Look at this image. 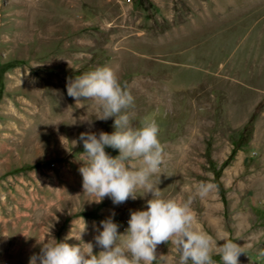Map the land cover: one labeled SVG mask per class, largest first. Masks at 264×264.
I'll use <instances>...</instances> for the list:
<instances>
[{"label":"rangeland","instance_id":"rangeland-1","mask_svg":"<svg viewBox=\"0 0 264 264\" xmlns=\"http://www.w3.org/2000/svg\"><path fill=\"white\" fill-rule=\"evenodd\" d=\"M103 66L134 98L132 125L160 126V197L187 200L218 174L225 204L216 185L197 196L195 227L240 245L239 264H264V0H0V264H29L56 241L98 254L102 220L124 234L146 210L142 188L119 205L83 193L80 134L112 133L114 118L66 85ZM156 255L179 264L171 243Z\"/></svg>","mask_w":264,"mask_h":264},{"label":"clouds","instance_id":"clouds-1","mask_svg":"<svg viewBox=\"0 0 264 264\" xmlns=\"http://www.w3.org/2000/svg\"><path fill=\"white\" fill-rule=\"evenodd\" d=\"M67 95L80 101L94 100L102 110L100 120L114 118V131L83 132L85 154L82 175L83 193L95 196L93 202L100 203L105 197L113 204L135 200V192L142 188L151 194L146 210L132 211L128 228L124 234L118 232L119 225L111 217L102 220V230L97 228L95 244L102 250L93 253V244L87 247L70 245L67 242L43 243L40 254L33 255L29 264H153L157 259V246L171 243L177 250L179 264H216L213 252L220 255L222 264H239L242 247L231 239L222 244L202 229L195 227L196 213L191 207L198 196L204 199L215 185L200 182L195 195L187 200L160 197L159 188L151 177L160 171L164 163V146L160 142V126L154 117H145L140 127H134L130 115L125 111L133 104V96L119 82L116 72L108 67H98L86 74L70 79L66 85ZM118 150V155H109L105 148ZM255 155V153H252ZM140 159L137 169L129 167V161ZM84 221V219H83ZM84 227L79 238L85 233ZM71 238V237H69ZM54 240V239H53ZM55 241V240H54ZM259 255L264 257V249Z\"/></svg>","mask_w":264,"mask_h":264},{"label":"trees","instance_id":"trees-1","mask_svg":"<svg viewBox=\"0 0 264 264\" xmlns=\"http://www.w3.org/2000/svg\"><path fill=\"white\" fill-rule=\"evenodd\" d=\"M233 153H234V151H232L230 153V155L227 158V161L232 157ZM225 163H226V161H224L221 166H223ZM214 183L217 186V188L219 189V191L221 193V199H222L223 203L225 204V198H224V195L222 193V188H221V184H220L219 179H218V174H216V176L214 177Z\"/></svg>","mask_w":264,"mask_h":264}]
</instances>
